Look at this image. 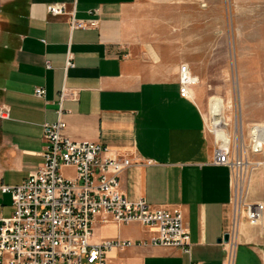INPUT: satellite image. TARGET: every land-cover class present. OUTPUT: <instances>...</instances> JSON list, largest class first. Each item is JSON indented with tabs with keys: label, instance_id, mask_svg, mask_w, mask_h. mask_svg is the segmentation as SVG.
Wrapping results in <instances>:
<instances>
[{
	"label": "crops",
	"instance_id": "obj_1",
	"mask_svg": "<svg viewBox=\"0 0 264 264\" xmlns=\"http://www.w3.org/2000/svg\"><path fill=\"white\" fill-rule=\"evenodd\" d=\"M175 1L0 0V106L8 109V117L0 118V184L20 183L40 166L42 126L57 120L59 92L66 88L63 134L132 160H152L127 168L121 191L129 200L182 211L190 256L178 248L135 244L107 252V264L226 261L228 246L220 239L232 227L234 178L228 166L212 162L214 139L199 103L179 93V67L187 63L195 71L196 55L188 47L198 41L170 29L162 12ZM53 2L74 9L77 18L96 17L97 27L71 30L67 14L47 12ZM93 8L97 14L90 13ZM68 59L72 66H66ZM39 86L43 97L34 94ZM199 91L192 87V95ZM12 210L10 196L0 192V217ZM233 223V264H264L259 231L244 223L238 230L234 208ZM99 226L97 236L93 224L94 242L153 235L139 222Z\"/></svg>",
	"mask_w": 264,
	"mask_h": 264
},
{
	"label": "built area",
	"instance_id": "obj_2",
	"mask_svg": "<svg viewBox=\"0 0 264 264\" xmlns=\"http://www.w3.org/2000/svg\"><path fill=\"white\" fill-rule=\"evenodd\" d=\"M46 9L51 15L67 14L71 30L98 25L96 17L77 18L75 10L67 9L62 2L49 3ZM97 12V8L90 10L93 15ZM72 65L68 59L66 66ZM198 81L188 64L182 63L178 73L180 95L191 98L192 87ZM34 94L43 97L44 89L36 87ZM67 97L66 88H62L57 101V120L42 126L44 146L40 166L20 183L0 184V192L10 196L13 207L9 216L0 217V264H107V252L135 244L178 248L190 256V232L179 207H152L144 198L129 200L120 189V176L127 168L150 165L153 161L132 160L101 143L65 136L62 102ZM5 117L8 109L0 106V118ZM252 135L264 137L263 132ZM212 162L228 166L232 180L233 174L235 179L246 168L242 155L232 154L229 145L215 146ZM63 168H72L74 175L63 174ZM245 208L248 223L259 224L263 204L249 202ZM108 220L117 224L139 222L150 227L153 235L148 240L115 238L94 242L93 224ZM233 229L227 232L228 241L224 242L228 246L225 264L234 261L236 230Z\"/></svg>",
	"mask_w": 264,
	"mask_h": 264
},
{
	"label": "rangeland",
	"instance_id": "obj_3",
	"mask_svg": "<svg viewBox=\"0 0 264 264\" xmlns=\"http://www.w3.org/2000/svg\"><path fill=\"white\" fill-rule=\"evenodd\" d=\"M162 14L173 32L198 41L188 47L190 56L196 55L195 71H191L199 76L200 88L192 98L200 105L214 147L229 145L231 153L242 155L246 162L244 172L233 183L236 209L240 208L235 223L240 221V230L242 223L249 224L245 204L260 202L264 206V144L255 147L252 135L255 126H264V0H176ZM217 102L224 105V124L216 131L211 111ZM62 172L74 175L72 168ZM94 226L98 236L102 230L99 222ZM248 226L259 231L264 253V211L259 224Z\"/></svg>",
	"mask_w": 264,
	"mask_h": 264
},
{
	"label": "bare ground",
	"instance_id": "obj_4",
	"mask_svg": "<svg viewBox=\"0 0 264 264\" xmlns=\"http://www.w3.org/2000/svg\"><path fill=\"white\" fill-rule=\"evenodd\" d=\"M223 110H224V105L220 102H217L214 104V106L212 107V111H211V118H212V127L214 129H216V131L222 127V125L224 124L223 123ZM260 127L259 126H255L253 128V134H257V136H259L260 134H264V126H261V128L259 129ZM262 138L261 136L259 138H257L255 135H254V139H255V147L257 146H262V144H264V137L263 139H260ZM227 146V145H226ZM234 188V187H233ZM237 194V191L234 189V219H235V222L237 220V217L239 218V213H240V208L236 210V201L237 199L235 198ZM239 221V220H238Z\"/></svg>",
	"mask_w": 264,
	"mask_h": 264
},
{
	"label": "water",
	"instance_id": "obj_5",
	"mask_svg": "<svg viewBox=\"0 0 264 264\" xmlns=\"http://www.w3.org/2000/svg\"><path fill=\"white\" fill-rule=\"evenodd\" d=\"M229 234L226 232L223 237L220 239V241L227 242L228 241Z\"/></svg>",
	"mask_w": 264,
	"mask_h": 264
}]
</instances>
